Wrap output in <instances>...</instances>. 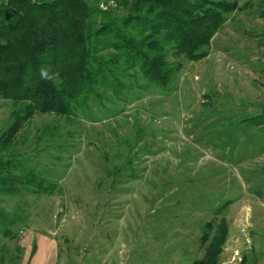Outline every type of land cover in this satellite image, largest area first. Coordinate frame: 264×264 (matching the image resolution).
Returning a JSON list of instances; mask_svg holds the SVG:
<instances>
[{
	"label": "rangeland",
	"instance_id": "obj_1",
	"mask_svg": "<svg viewBox=\"0 0 264 264\" xmlns=\"http://www.w3.org/2000/svg\"><path fill=\"white\" fill-rule=\"evenodd\" d=\"M233 1V0H232ZM239 9L172 84L137 77L75 117L35 114L14 157L54 185L0 195L5 264H264V0ZM124 13L115 0H92ZM13 106L0 97V133Z\"/></svg>",
	"mask_w": 264,
	"mask_h": 264
},
{
	"label": "trees",
	"instance_id": "obj_2",
	"mask_svg": "<svg viewBox=\"0 0 264 264\" xmlns=\"http://www.w3.org/2000/svg\"><path fill=\"white\" fill-rule=\"evenodd\" d=\"M115 1L122 15L92 0H0V97L13 106L0 133V195L54 189L14 157L16 134L35 114L75 117L138 76L169 86L180 69L170 58L202 60L225 17L239 9L234 0ZM242 122L261 125L264 114ZM14 223L0 208V234L12 237ZM226 232L222 221L211 253L192 264H218Z\"/></svg>",
	"mask_w": 264,
	"mask_h": 264
},
{
	"label": "clouds",
	"instance_id": "obj_3",
	"mask_svg": "<svg viewBox=\"0 0 264 264\" xmlns=\"http://www.w3.org/2000/svg\"><path fill=\"white\" fill-rule=\"evenodd\" d=\"M44 75H47L46 73H44Z\"/></svg>",
	"mask_w": 264,
	"mask_h": 264
}]
</instances>
